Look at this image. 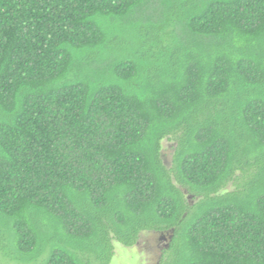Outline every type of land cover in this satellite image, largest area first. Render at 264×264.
<instances>
[{
    "label": "trees",
    "instance_id": "1",
    "mask_svg": "<svg viewBox=\"0 0 264 264\" xmlns=\"http://www.w3.org/2000/svg\"><path fill=\"white\" fill-rule=\"evenodd\" d=\"M145 232L264 264V0H0V264Z\"/></svg>",
    "mask_w": 264,
    "mask_h": 264
},
{
    "label": "rangeland",
    "instance_id": "2",
    "mask_svg": "<svg viewBox=\"0 0 264 264\" xmlns=\"http://www.w3.org/2000/svg\"><path fill=\"white\" fill-rule=\"evenodd\" d=\"M162 146L164 163L170 167L174 144L164 141ZM168 238L167 235L145 232L140 235L137 245L133 248L115 243V257L112 264H160L164 250L167 248Z\"/></svg>",
    "mask_w": 264,
    "mask_h": 264
}]
</instances>
